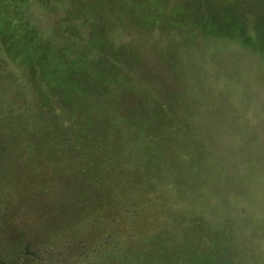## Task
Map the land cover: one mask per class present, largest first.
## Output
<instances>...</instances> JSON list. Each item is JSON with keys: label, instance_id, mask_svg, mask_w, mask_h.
<instances>
[{"label": "rangeland", "instance_id": "374dc122", "mask_svg": "<svg viewBox=\"0 0 264 264\" xmlns=\"http://www.w3.org/2000/svg\"><path fill=\"white\" fill-rule=\"evenodd\" d=\"M2 223L4 264H264V0H0Z\"/></svg>", "mask_w": 264, "mask_h": 264}, {"label": "trees", "instance_id": "16d2710c", "mask_svg": "<svg viewBox=\"0 0 264 264\" xmlns=\"http://www.w3.org/2000/svg\"><path fill=\"white\" fill-rule=\"evenodd\" d=\"M143 5L144 4L142 3V6ZM227 7L228 6L223 7L222 10L227 8ZM260 7H262V6H260ZM240 8H242V7H240ZM244 10H245V8H244ZM219 15L221 17L224 16V14H222V13H219ZM259 15H260V13H259ZM221 17L218 19H222ZM45 55L43 53H36L33 51L32 52L28 51V52H24V53L10 52L8 57H11V60L13 62H16L18 65H20L27 73L29 72V75L26 79H28V80L30 79L33 81V79L38 78L39 72L35 70L36 68L33 69L32 66H37L38 64L41 65V64L46 63L47 57L49 59V55L47 57ZM49 61L50 60H48L47 64H49ZM24 65L26 66L25 68H24ZM65 79H66V77H65ZM66 90L68 91L67 88H66ZM66 90H64V91H66ZM2 220H3V218H2ZM6 221H8V218H6L5 222ZM0 225L2 228L3 223ZM0 252L1 253H9L10 252V253H12V257H15V256L19 257V255L21 254V249L20 250L18 249V245L16 244V242H12L9 245H4V246L0 245ZM5 257L6 256H3V257L0 256V264L10 262V260H11V259H9L10 257H8V258H5Z\"/></svg>", "mask_w": 264, "mask_h": 264}]
</instances>
